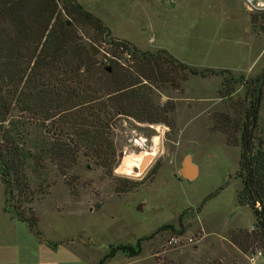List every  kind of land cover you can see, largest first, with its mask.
I'll return each instance as SVG.
<instances>
[{"label":"rangeland","instance_id":"rangeland-1","mask_svg":"<svg viewBox=\"0 0 264 264\" xmlns=\"http://www.w3.org/2000/svg\"><path fill=\"white\" fill-rule=\"evenodd\" d=\"M77 1L113 36L152 45L149 51L165 49L188 65L220 73L191 75L182 82L183 90H155L157 102L175 100L174 128L134 120L129 129L113 127L117 163L112 175L87 167L80 156L67 172L75 186L71 191L51 172L49 193L33 203L40 234L3 211L0 183V264H96L111 245H135L139 238L140 254L118 251L102 264H264L263 248L242 252L229 240L231 232L253 229L255 217L249 205L238 202L240 146L226 144L211 120L215 111L235 116L231 105L245 98L244 80L258 78L263 93L259 123H264V12L247 11L242 0H173L170 7L160 0ZM92 45L99 54V46ZM224 77H232V95L220 96L231 85L222 86ZM256 134L250 129L247 140ZM142 137L147 144L134 142ZM150 151L154 154L144 155ZM168 155L183 157L175 165ZM127 159L132 172L120 173L117 168ZM190 160L198 173L187 179L184 174L194 175L186 165ZM113 178L128 179L135 188L116 195ZM180 220L182 234L177 233ZM168 224L176 230L164 227Z\"/></svg>","mask_w":264,"mask_h":264},{"label":"trees","instance_id":"trees-1","mask_svg":"<svg viewBox=\"0 0 264 264\" xmlns=\"http://www.w3.org/2000/svg\"><path fill=\"white\" fill-rule=\"evenodd\" d=\"M91 44L99 46V54L93 53ZM217 73L214 68L188 65L165 49L142 50L113 36L109 26L77 0H0L3 211L40 234L33 203L49 193L51 172L71 191L75 186L67 172L80 156L87 167L112 175L117 163L112 123L117 116L172 129L176 102L173 98L157 102L155 90L168 86L183 90L181 84L189 76ZM244 82L245 98L231 105L235 116L215 111L211 120L226 144L240 146L238 175L243 188L238 202L249 205L255 217L253 229L231 232L229 240L242 252H254L264 249V123H259L263 93L258 78ZM228 83L229 89L220 90V96L235 92L232 77H224L222 86ZM250 129L257 132L252 142L247 140ZM113 179L116 195L135 188L128 179ZM179 226L177 233L182 234L181 220ZM164 227L176 230L174 224ZM141 240L111 245L96 264L118 251L137 256Z\"/></svg>","mask_w":264,"mask_h":264},{"label":"crops","instance_id":"crops-1","mask_svg":"<svg viewBox=\"0 0 264 264\" xmlns=\"http://www.w3.org/2000/svg\"><path fill=\"white\" fill-rule=\"evenodd\" d=\"M157 1V0H156ZM166 2H168V5L167 4H163V3H159V4H161V5H163V6H167V7H170V6H173V0H168V1H166ZM117 36V35H116ZM118 37H120V36H118ZM120 38H123V37H120ZM124 39H127V38H124ZM127 40H129V41H131L130 39H127ZM153 41V38H149V42H152ZM132 42V41H131ZM132 43H134L138 48H140V49H142V50H151L152 48H154L152 45H150L149 47H145V46H142L140 43H136V42H132ZM131 120L132 119H130V118H128V117H125V116H117L115 119H114V121H113V123H112V125H113V127L116 129L117 127H118V125L119 126H123V127H125V129H129V126H131L132 125V123H131ZM118 124V125H117ZM118 132H119V130H117ZM162 131H163V129H162ZM174 133V132H173ZM175 136H176V139H178L179 140V135H178V132H176L175 131ZM128 141V140H127ZM118 142V141H117ZM169 157H170V162H176L175 163V165H178V163L180 162V160H181V158L183 157H179L178 159L175 157V156H172V155H168ZM190 162H191V167H193V169H191L190 167V169L191 170H193L194 171V175H189V174H184V177L185 178H187V179H191V178H193V177H195L196 176V174L198 173V167H197V165H196V163L193 161V160H190ZM182 170V167L181 168H179V171H181Z\"/></svg>","mask_w":264,"mask_h":264},{"label":"built area","instance_id":"built-area-1","mask_svg":"<svg viewBox=\"0 0 264 264\" xmlns=\"http://www.w3.org/2000/svg\"><path fill=\"white\" fill-rule=\"evenodd\" d=\"M242 3L244 5L245 9L247 11H249V12H254V13H258V14H260L261 12H264V0H242ZM163 128H164L163 131L167 132L166 127H163ZM134 142L137 143V144L145 145V144H147V138L146 137H142V141H140V139H136ZM174 148H175V145H174V147L171 150L172 153H173V151H175ZM153 154H154V151H150V152H145L144 155H153ZM124 169H127V168L124 167ZM128 170H131V169H127V171ZM139 170L140 169L138 168V171ZM131 172H132V170H131ZM128 174H130V173H128Z\"/></svg>","mask_w":264,"mask_h":264},{"label":"bare ground","instance_id":"bare-ground-1","mask_svg":"<svg viewBox=\"0 0 264 264\" xmlns=\"http://www.w3.org/2000/svg\"><path fill=\"white\" fill-rule=\"evenodd\" d=\"M156 138H157V137H156ZM152 141L154 142V141H156V139H154V137H153ZM156 142H157V141H156ZM128 158H129V157H128ZM134 158H136V157H134ZM140 161H141V160H140ZM123 162H124V161H123ZM123 162H122V163H123ZM129 163H130V159H127V160H125L124 165L119 166V167L117 168V169L120 171V173H123V172H124V173H126V172H127V173H130L131 170H128V171H127V169H124V167H126V168H128V167L130 168V167H131V165H130ZM137 163H138V161H136V160L133 159L132 164L134 165V164H137ZM186 165L188 166V168L190 167L191 169H193V167H191L188 163H187ZM190 168H189V169H190ZM191 169H190V170H191ZM118 170H117V171H118Z\"/></svg>","mask_w":264,"mask_h":264},{"label":"water","instance_id":"water-1","mask_svg":"<svg viewBox=\"0 0 264 264\" xmlns=\"http://www.w3.org/2000/svg\"><path fill=\"white\" fill-rule=\"evenodd\" d=\"M163 4H167L168 5V0H160ZM91 50L93 51V53H96V48H94V46L91 44ZM264 83V73H263V80H262V84Z\"/></svg>","mask_w":264,"mask_h":264}]
</instances>
